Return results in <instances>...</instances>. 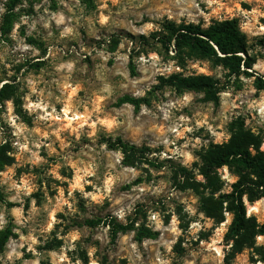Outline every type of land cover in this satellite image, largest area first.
Instances as JSON below:
<instances>
[{"label":"rangeland","instance_id":"rangeland-1","mask_svg":"<svg viewBox=\"0 0 264 264\" xmlns=\"http://www.w3.org/2000/svg\"><path fill=\"white\" fill-rule=\"evenodd\" d=\"M6 2L0 264H264L263 235L224 237L232 214L218 197L236 176L201 174L203 157L235 134L264 152V0H22L4 33ZM227 19L245 39L241 72L150 38L165 20L205 29ZM246 205L263 223L264 197ZM111 220L125 228L114 239Z\"/></svg>","mask_w":264,"mask_h":264},{"label":"trees","instance_id":"trees-1","mask_svg":"<svg viewBox=\"0 0 264 264\" xmlns=\"http://www.w3.org/2000/svg\"><path fill=\"white\" fill-rule=\"evenodd\" d=\"M21 1L7 0L2 25L4 33L10 30L15 15L13 10ZM150 38L160 43L165 50L188 48L201 56L215 58L235 72L244 71L241 68L251 66L242 56L246 52L245 39L233 19L214 21L205 29L192 22L177 23L172 20H165L161 22L158 31L150 34ZM117 41V39L110 40L109 51L115 50ZM142 41L145 45L149 43L144 36H142ZM130 71L134 74L135 70L132 65ZM255 85L259 90L264 89V76L256 77ZM9 86L10 84L7 82L0 85L1 100L13 98V93L8 91ZM205 92L208 98L216 99L214 92L208 90ZM119 101L131 103L137 108L143 99L124 95ZM244 140V134H235L229 144L206 154L203 157L201 168V174L207 179H211L215 170L223 166H227L229 171L236 176V181L231 184V191L220 194L218 197L220 205L226 203V210L232 214L231 223L224 237L227 240H232L235 245L238 239L245 238L249 234L264 236V222L257 224L252 216L247 215L246 205V201L253 203L264 197V152L259 149H256L255 152L250 151L243 145ZM117 143L125 150L137 151L135 146L122 142L120 138H117ZM2 152L3 150L0 148V158ZM4 157L3 160H0V168L9 164V158ZM0 200L3 201L1 194ZM100 221V219L90 220L88 223L95 226ZM107 225L110 227L113 239L121 229H125L112 220L107 222ZM9 236L10 230L0 231V252ZM143 236L142 234L138 235V240ZM255 253L264 262V242L255 248Z\"/></svg>","mask_w":264,"mask_h":264},{"label":"bare ground","instance_id":"bare-ground-1","mask_svg":"<svg viewBox=\"0 0 264 264\" xmlns=\"http://www.w3.org/2000/svg\"><path fill=\"white\" fill-rule=\"evenodd\" d=\"M256 209H257L256 205L250 206V210H256Z\"/></svg>","mask_w":264,"mask_h":264}]
</instances>
